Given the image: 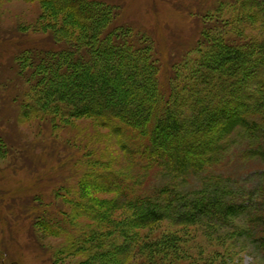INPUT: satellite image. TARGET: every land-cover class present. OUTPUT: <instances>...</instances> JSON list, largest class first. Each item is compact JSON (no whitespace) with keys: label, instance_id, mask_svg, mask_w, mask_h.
<instances>
[{"label":"trees","instance_id":"trees-1","mask_svg":"<svg viewBox=\"0 0 264 264\" xmlns=\"http://www.w3.org/2000/svg\"><path fill=\"white\" fill-rule=\"evenodd\" d=\"M41 1L67 14L79 30L60 29L57 39L64 46L57 50L31 48L33 64L26 66L22 55L18 77L10 78L6 89L9 94L20 91L16 102L23 120L38 117L55 128L67 118L91 117L113 132L124 159L122 168L101 172L100 167L110 162L93 159L81 182L92 187L89 181L98 178L102 190L115 194L107 203L128 213L120 225L112 218L113 209L103 212L91 205L87 189L71 198L54 189L53 199L61 198L71 211L57 213L63 220H43L44 228L54 237L69 235L72 247L84 256L80 264H162L159 255L169 239L143 245L125 234V228L160 222L205 223L223 237L222 242L230 241L236 248L246 241L264 257V0H233L228 36V31L217 34V28L222 30L219 24L227 25L226 17L212 16L194 47L197 65L186 67L194 48L185 49L174 67L169 94L161 90L162 63L153 43L141 41L139 34L124 36L122 26L113 30L119 6L104 0ZM72 53L67 66H57L58 58L69 59ZM34 59L57 63L53 72L36 74L25 88L20 78L36 70ZM74 62L99 76L47 82L48 75L70 74ZM179 66H185V74H178ZM234 161L233 167L259 162L262 167L256 173L245 169L248 173L233 176L253 174L260 182L249 185L219 169ZM39 212L47 217V209ZM77 215L108 228L85 230L77 224ZM170 241L173 245L168 247L180 251L177 240Z\"/></svg>","mask_w":264,"mask_h":264},{"label":"rangeland","instance_id":"rangeland-1","mask_svg":"<svg viewBox=\"0 0 264 264\" xmlns=\"http://www.w3.org/2000/svg\"><path fill=\"white\" fill-rule=\"evenodd\" d=\"M104 1L119 6L113 30L122 26L125 28L124 36L134 38L139 34L143 39L141 41L153 43L156 55L162 63L159 80L164 94L171 91L170 81L174 76L175 65L183 57L181 54L185 49L196 47L203 26L211 22L212 16L220 14L226 17L224 23L227 25H218L223 30L217 28L218 35L228 31V36L232 31L229 20L235 10L233 0ZM64 27L79 30L67 14L53 10L41 0H0V132L7 135L0 141V264L82 263L84 256L72 247L69 235L64 233L54 237L42 223L47 219L63 220L57 213L71 211L70 205L61 198L53 199L51 194L54 189L68 198L78 194V190L87 189L93 207L103 212L113 209L112 218L120 225L119 221L128 217L127 212L114 209L107 203L115 194L102 190L103 186H100L98 178L89 181L92 187L87 182H81L86 177V164L92 161L110 162L107 168L100 167L101 172L122 168L124 159L113 132L91 117L67 118L55 128L38 117L23 120L16 102L21 97L20 91L9 94L10 90L6 89L8 84L5 83L10 82V78L18 77L17 67L22 59L27 57L26 66L34 63L31 48L57 50L64 46L63 40L57 39L58 32ZM131 28L133 33L129 31ZM75 47L78 48V45ZM22 55L26 56L22 58ZM189 55L185 65L187 68L195 67L198 52L194 48ZM72 57L73 53L69 59L58 58L57 66L64 68L73 60ZM34 61L36 70L26 72L24 77L20 78L21 85L25 88L33 76L38 73L50 74L56 64H48V60L42 59ZM9 63L14 66L12 69L8 67ZM72 67L68 75L54 74L51 78H48V75L47 82L49 83L50 79L52 82L60 79L65 81L66 78L67 83H73V76L81 74L99 76V72H89L87 68L82 69L79 65L75 67V62ZM181 67L185 66H179V71L177 68L178 74H185ZM21 89L22 87L19 90ZM235 161L222 165L219 169L229 172L234 178L233 175L248 173L249 169L254 174L262 167L259 162L249 167L236 163L233 167ZM253 174L249 178L235 179L254 185L260 181ZM195 182L198 186V179H195ZM152 183L153 180L148 185L151 186ZM73 202L78 204L81 201ZM33 205L37 206L38 211H33ZM54 207L58 210L52 211ZM43 209H47V217L39 212ZM75 220L85 230L89 226L101 230L108 228V224L104 222H95L78 215ZM125 229V234L137 238L143 245L169 239L159 255L163 260L162 264H264V257L256 247L242 241L240 246L233 248L234 245L230 246V241L222 242L223 237L214 233L205 223L190 226L160 222L151 226ZM170 240H177L175 246H179L181 252L168 247V244L173 245Z\"/></svg>","mask_w":264,"mask_h":264}]
</instances>
